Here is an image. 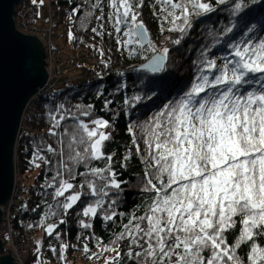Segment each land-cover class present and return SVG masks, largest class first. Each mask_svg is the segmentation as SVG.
I'll list each match as a JSON object with an SVG mask.
<instances>
[{
    "label": "snow or ice",
    "instance_id": "snow-or-ice-1",
    "mask_svg": "<svg viewBox=\"0 0 264 264\" xmlns=\"http://www.w3.org/2000/svg\"><path fill=\"white\" fill-rule=\"evenodd\" d=\"M217 5L227 6L231 17L230 26L222 32L228 39L221 55L213 58L207 46L199 49V57L192 61V79L177 83L167 71L170 48L156 46L140 18L145 0H91L93 11L85 14L81 28L87 30L86 21L98 10L99 27H92L91 32L101 38L114 35L117 50L144 58L146 62L132 71L144 74L147 98L161 104L146 121L129 122L126 129L133 147L122 156L121 168L133 158L134 148L143 169L142 214H129L108 244L94 234L86 237L95 240L99 249L93 253L84 244L81 251L86 258H103L104 264H122L125 259L133 264H264V0H153V6L159 7L153 14L161 33H179L171 43L180 46L196 21L210 19ZM105 6L109 9L106 16ZM81 9L80 4L72 7L69 20ZM105 20L111 31H106ZM74 39L70 27L68 40ZM96 51L104 56L102 48ZM101 62L108 67V61ZM97 76L103 80L102 74ZM125 87L119 83L115 91ZM104 93L101 83L96 98L103 99L102 111L112 104ZM142 99L132 97L135 102ZM76 108L79 116L67 112L63 104L49 111L48 134L57 137L60 147L36 146L30 161L40 168L53 165L45 151L59 157L47 183L53 189L54 204L47 205L49 210L36 226L59 242L50 251L61 264H67L66 254L75 246L61 241L57 229L67 224L66 217L78 205H83L78 212L83 217L78 220L82 230H91L101 214L102 221L112 222L124 215L116 207L127 181L118 178L113 168L115 153L105 151L113 138L114 121L91 118L94 105ZM69 119L72 123L63 126ZM94 161H103L104 167L92 166ZM80 166L85 170L78 171ZM77 176L83 177L79 184L74 183ZM84 197H91V202L85 204ZM21 210H27V205H21ZM61 213L57 223H47ZM237 224L238 235L230 243L228 234ZM125 240L127 250L122 252ZM35 243L37 264H43L41 241ZM245 246L248 250L241 256ZM109 252L116 255L105 256Z\"/></svg>",
    "mask_w": 264,
    "mask_h": 264
},
{
    "label": "trees",
    "instance_id": "trees-1",
    "mask_svg": "<svg viewBox=\"0 0 264 264\" xmlns=\"http://www.w3.org/2000/svg\"><path fill=\"white\" fill-rule=\"evenodd\" d=\"M25 2H32V0H21L16 6V14L18 9ZM91 0H73L72 4H69L67 0H51L50 9L53 12V18L55 27L57 30V38L63 42L61 45L68 48H72L81 51V48L85 45L87 35L89 32L90 39L96 41L97 44H101L105 47L109 57H113L115 65L122 67L119 70H111L103 75V80L99 78L93 82L89 80L87 82L72 84H63V87H58L53 91L37 96L34 112L31 119L23 124L20 141L16 146L15 151V168H16V183L18 186H22L24 191L23 197L20 199V204L16 206V212L14 215V224L17 232L18 241L24 242L27 235L30 233L34 236L35 242L41 241V248L39 259L43 261V264H61L58 255H53L50 251V246H56L58 248L59 242L53 237L46 235L43 227H38L41 217L49 209L47 205L54 204L52 199L53 189L47 188V183L51 180L54 174V165L59 159L58 156L47 153H43L46 157L53 161V165H41L40 168H35L30 164L32 159V153L34 147L41 146L46 148L48 144H51L55 148H59L57 143V137L48 134L50 126V119L48 117L49 111H55L60 105H64V109L67 112L76 113L79 116L76 106H87L89 104L94 105V115L91 118L103 117L110 121H114L115 127L110 129L113 134L111 141L107 142L105 151L107 153H115L113 168L118 172V178L127 181L123 185L124 192L120 197L116 211L123 213L124 215L117 217L115 222L102 221V214L98 216L94 221V227L91 230H82L79 228L78 220L83 218L78 216V212L83 205H78L75 210H72L66 217L67 224L60 225L57 231L61 234V241L75 246L70 248L66 254L67 264H104V259H89L86 258L81 248L84 244H88L91 252H98L99 249L96 246L95 240H89L86 237L93 235L103 240L105 244H108L115 235L121 231L122 224L127 223L128 216L133 211L137 215L142 214L145 198L140 195L141 177L143 175L142 165L139 159L134 155L133 158L127 162L126 168H121L122 156L128 154V149L132 148L131 138L127 132V126L129 122L142 123L148 119L153 111L157 110L161 104V101L155 99H148L150 95L147 89L144 87L146 80L142 81L143 73L133 72L132 69L139 67L145 62L142 56L129 57L124 50H117V44L115 36L105 35L103 38L95 36L91 32L92 27H99V23L95 20V16L99 15L98 10L94 11V15L85 23L87 30L81 28L80 22L84 19L87 12L93 11L90 8ZM106 3V0H105ZM82 5L81 12L73 21L69 20V14L72 7L75 5ZM38 6V4H35ZM217 11L211 14V18H202L205 22L201 23L197 20L194 28L185 38L180 46H175L171 43V40L177 38L179 33L165 31L161 33L160 24L157 17L153 14L154 11L158 12L159 7L153 6V0H145V6L141 9L142 16L140 17L147 29L149 30L151 39L158 47H169L170 54L167 61V71L171 75L172 79L177 83H183L184 81H190L193 77V63L194 59H197L200 55L199 49L207 46L211 49L210 55L215 58L221 55L224 47V41L228 39V36L222 35L223 29L230 26L231 17L226 10L227 6L217 5ZM109 9L105 6V16ZM71 30L76 37L73 41L68 40V31ZM168 26L165 25V28ZM106 31H111V27L106 23ZM214 33V35H210ZM231 35V34H229ZM95 37V38H94ZM220 43L217 44L216 41ZM79 51V52H80ZM82 52V51H81ZM71 55V54H69ZM219 62V61H218ZM124 75L121 76L120 74ZM103 83L105 86L104 98L112 100V104L109 105V109L102 111L103 99H97L96 93L98 86ZM124 83L126 85L120 91H115L116 85ZM141 96L143 99L139 102L132 100L134 96ZM125 100L128 103H125ZM82 119H89L86 117H80ZM71 119L63 122V126L71 124ZM63 130V127L61 131ZM139 135V132L137 133ZM41 141L43 143H41ZM141 147L143 145L141 144ZM92 166L104 167V162H93ZM83 166L78 168V171H84ZM83 180V177L77 176L74 183L79 184ZM86 191V189H85ZM84 203L91 202V197L82 198ZM27 205V210H21V205ZM35 209V211H33ZM62 213L55 217H50L47 223H57L62 217ZM86 219V218H85ZM32 225L33 227H29ZM239 232V224L237 228L228 234L229 242H233ZM127 241L121 242V250L125 252ZM264 244V240L261 241ZM36 249V243H35ZM31 251L26 258L25 264H37L38 256L35 251ZM247 247L240 249V255L244 256L247 252ZM115 252L105 253V256H115ZM122 264H133L132 261L125 259Z\"/></svg>",
    "mask_w": 264,
    "mask_h": 264
},
{
    "label": "water",
    "instance_id": "water-1",
    "mask_svg": "<svg viewBox=\"0 0 264 264\" xmlns=\"http://www.w3.org/2000/svg\"><path fill=\"white\" fill-rule=\"evenodd\" d=\"M20 1L0 0V225L2 206L11 199L15 186V151L22 114L49 78L44 43L16 26L15 8ZM2 250L0 238V253ZM8 251V255H0V264H18Z\"/></svg>",
    "mask_w": 264,
    "mask_h": 264
},
{
    "label": "built area",
    "instance_id": "built-area-1",
    "mask_svg": "<svg viewBox=\"0 0 264 264\" xmlns=\"http://www.w3.org/2000/svg\"><path fill=\"white\" fill-rule=\"evenodd\" d=\"M38 6L31 2H25L18 9L17 14L15 12L16 26L19 31L27 35H35L40 38L44 43L45 54H46V68L49 72V78L47 85L40 88L38 92L30 98L25 106L22 114L21 126L32 118L37 96L45 93H49L54 89L58 88L62 84L69 83L70 79L65 74V68L73 67L77 65L72 55L67 56L65 59L64 53L59 48L58 43L55 39V22L53 18V13H50V19L45 27L38 26ZM50 9V0H49ZM89 36V32L86 33ZM82 52L86 51V47L81 48ZM89 57H94L91 53H88ZM91 59V58H90ZM110 59V58H109ZM107 61V60H105ZM109 64V61H108ZM100 65H94V68H86L84 71V76L88 78L90 82L98 79L97 73L104 74L113 70L111 64L107 68H100ZM22 186H18L15 183L14 189L12 191L11 199L2 206V223L0 225V238L3 241V250L0 255H8L9 249L8 244H11L10 250L12 251L11 256L14 257V261L18 264H25L28 255L25 251L35 249V239L32 234H28L24 242H19L17 238V232L14 224V215L16 206L20 204V199L24 195Z\"/></svg>",
    "mask_w": 264,
    "mask_h": 264
},
{
    "label": "rangeland",
    "instance_id": "rangeland-1",
    "mask_svg": "<svg viewBox=\"0 0 264 264\" xmlns=\"http://www.w3.org/2000/svg\"><path fill=\"white\" fill-rule=\"evenodd\" d=\"M32 3V2H31ZM24 4V3H23ZM38 26L39 27H45L48 24V21L50 19V13H53L51 9H49V0H43V4H39V0H38ZM57 30L55 27V39H56V43H58L59 48L62 50V53H64L65 59L67 58V56H69V54H71L75 60V62H77V65H74L73 67H66V74L68 76H70L72 78L71 82H69V85H74V84H78V83H83V82H87L88 78L86 76H84V71L86 68H90L92 65H100V68H105L104 64L101 62V60L103 59L104 61L107 60L109 61V64H111V66H113V70H119L122 69V67L120 68V66H116L115 64V60H113V57H110L111 55L109 54V57H107L108 53L105 49V47L103 45H99L96 43V41H94L93 39H90V36H87L86 38V42L84 43L85 47H86V51L85 52H81L80 50L77 51V49L72 48V46H68L67 49H65V47H63L61 45V41L58 40L57 38ZM95 46V47H93ZM97 48H102L104 50V56L101 57L99 52L96 51ZM80 51V52H79ZM88 53H91L92 56L94 57H89ZM107 54V55H106ZM91 58V59H90ZM110 58V59H109ZM108 64V65H109ZM94 68V67H93ZM80 76V77H77ZM64 85H61L59 87H63ZM11 244H8L7 248L11 249L10 246ZM32 250H27L25 251L26 254L28 255Z\"/></svg>",
    "mask_w": 264,
    "mask_h": 264
},
{
    "label": "bare ground",
    "instance_id": "bare-ground-1",
    "mask_svg": "<svg viewBox=\"0 0 264 264\" xmlns=\"http://www.w3.org/2000/svg\"><path fill=\"white\" fill-rule=\"evenodd\" d=\"M51 1V0H50ZM15 12H16V8H15ZM94 67V65H92L90 68H93ZM65 74H66V69H65ZM66 76L67 77H69V79H70V81L69 82H71V80H72V78L70 77V76H68L67 74H66ZM77 77H80V76H77ZM63 85V84H62ZM61 86V85H60ZM21 121H22V118H21ZM21 130H22V126H21V129H20V133H19V136H20V134H21ZM19 139H20V137H18ZM15 172H16V168H15ZM17 181H16V174H15V183H16Z\"/></svg>",
    "mask_w": 264,
    "mask_h": 264
}]
</instances>
